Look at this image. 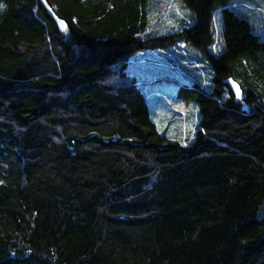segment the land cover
Listing matches in <instances>:
<instances>
[{
	"label": "trees",
	"instance_id": "obj_1",
	"mask_svg": "<svg viewBox=\"0 0 264 264\" xmlns=\"http://www.w3.org/2000/svg\"><path fill=\"white\" fill-rule=\"evenodd\" d=\"M45 1L62 28L40 0H0V264H264V39L234 0H184L196 20L167 37L150 36L151 0ZM178 42L211 79L194 67L178 91L200 113L187 140L139 88L165 77L129 71L168 46L204 62Z\"/></svg>",
	"mask_w": 264,
	"mask_h": 264
},
{
	"label": "rangeland",
	"instance_id": "obj_2",
	"mask_svg": "<svg viewBox=\"0 0 264 264\" xmlns=\"http://www.w3.org/2000/svg\"><path fill=\"white\" fill-rule=\"evenodd\" d=\"M148 8L150 18L148 30L151 34L150 36L167 37L177 35L189 28L196 20L195 14L188 8L184 0H151ZM226 8L235 11L249 20L253 29L264 39V0H234ZM222 13L223 8H218L213 13L212 43L207 47L210 53L217 55L223 50ZM177 47L180 48L178 51L184 57L203 58L201 51L185 48L184 43L178 42ZM173 48V46H168L165 49H148L138 53L136 58L131 62L129 71L147 72L148 76H151L156 71L154 73L156 76L162 75L165 77L162 81L139 83V88L145 94L151 117L158 128L163 130V127L169 125L170 128L175 129L178 125L183 132V137L181 138L187 140L198 128L200 113L196 103L180 102L177 99L178 91L183 84L190 85V81L198 79L192 75L191 71L194 67L199 71L204 82L202 83L200 80L201 86L206 87L209 85L211 80L208 70L209 65L203 59H201L204 61L203 63L198 60L190 64L180 61L177 57L172 56L170 52L166 53L165 51L166 49ZM147 55L155 56L159 60H170L175 66H183L186 69L174 68L170 62L161 63L160 61L159 64H142L144 63V57ZM168 134L170 135V133Z\"/></svg>",
	"mask_w": 264,
	"mask_h": 264
},
{
	"label": "water",
	"instance_id": "obj_3",
	"mask_svg": "<svg viewBox=\"0 0 264 264\" xmlns=\"http://www.w3.org/2000/svg\"><path fill=\"white\" fill-rule=\"evenodd\" d=\"M40 2L45 7V9L47 10L48 14L56 21L58 26L60 28H62L65 25V23L55 17L53 11L51 10V8L49 7V5L46 3L45 0H40ZM224 83L228 86V88L233 93V95L235 97V101L237 103H242V110L248 112L249 111V107L245 103L246 95L243 92V90H242L241 86L239 85V83L236 82L233 78H228L227 80L224 81ZM237 86H239V88H237Z\"/></svg>",
	"mask_w": 264,
	"mask_h": 264
},
{
	"label": "snow or ice",
	"instance_id": "obj_4",
	"mask_svg": "<svg viewBox=\"0 0 264 264\" xmlns=\"http://www.w3.org/2000/svg\"><path fill=\"white\" fill-rule=\"evenodd\" d=\"M237 88H239V86H237ZM241 98H242V97H241ZM193 131H195V129H193ZM181 145H182L183 147H187V143L184 142L183 140L181 141Z\"/></svg>",
	"mask_w": 264,
	"mask_h": 264
}]
</instances>
